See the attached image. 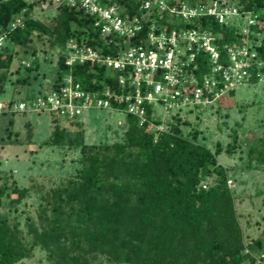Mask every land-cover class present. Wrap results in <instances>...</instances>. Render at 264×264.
Masks as SVG:
<instances>
[{
    "label": "trees",
    "instance_id": "16d2710c",
    "mask_svg": "<svg viewBox=\"0 0 264 264\" xmlns=\"http://www.w3.org/2000/svg\"><path fill=\"white\" fill-rule=\"evenodd\" d=\"M40 1L0 0V34H6L5 42L27 52L36 36L46 37L50 48L58 50L55 81L72 73L88 89L100 87L94 78L113 82L106 77L104 67L96 66L93 72L90 63H66L64 52L71 39L116 54L119 46L104 43L95 19L82 10L63 6L53 22L46 23L33 16ZM114 1L127 5L130 12L138 6L135 0ZM230 2L244 14L257 17L251 38L264 61V0ZM20 15L22 24L11 27ZM157 18L169 28L209 29L218 35L221 49L240 37L236 24L220 23L213 15L202 16L200 26L196 20L170 23ZM149 28L146 26L141 35H146ZM16 54L9 45L0 49V98L6 92ZM32 54L26 74L16 79L19 84H30L31 73L38 68L37 49L33 48ZM197 62L201 78L210 69L208 57L201 54ZM253 80L256 83L255 77ZM235 93L231 91L230 96ZM3 112L6 114V110ZM51 121L48 144L78 146L81 166L73 177L42 195L38 223L28 222L31 242L23 238L19 222L0 218V264H16L30 257L37 246L46 251L52 264H242L246 260L255 262V253L264 250L261 239L245 241L234 191L228 185L231 168L218 159L225 151L234 152L237 129H233V141L226 149L218 141L213 150L199 141L197 128L185 134L177 125L156 137L148 122L140 125L139 118L131 113L125 115L127 128L122 139L113 143L88 144L82 129L72 137L61 117L52 114ZM9 122L12 125L14 118ZM75 124L82 128V122ZM245 152L247 168L264 171V132L248 144ZM213 176V183L204 188L202 182ZM14 192L18 193L16 201H20L29 189L14 188ZM5 193L6 187L0 186V206Z\"/></svg>",
    "mask_w": 264,
    "mask_h": 264
},
{
    "label": "built area",
    "instance_id": "2783aa9c",
    "mask_svg": "<svg viewBox=\"0 0 264 264\" xmlns=\"http://www.w3.org/2000/svg\"><path fill=\"white\" fill-rule=\"evenodd\" d=\"M135 1L138 6L134 12L114 0H41L37 3L44 9L50 6L60 10L69 6L95 19V27L100 29L104 43L119 46L116 54H106L100 47L71 39L64 52L66 63L71 66L90 63L94 65L93 72L96 66L104 67L106 77L113 82L94 78V83L100 87L88 89L68 73L46 90L18 100L13 107L10 102L1 107L55 114L69 122L81 120L90 109L131 113L139 118L140 125L148 122L158 137L180 122L187 123L180 118L184 110L199 115L241 86L264 84V61L259 58L251 38L256 16L244 14L230 0L211 4L207 0ZM204 15H213L220 23L236 24L238 41L224 44L221 49L218 35L209 29L169 28L168 23L157 18H165L170 23L177 19L196 20L200 26ZM22 20V15L17 16L11 27L21 25ZM146 26L150 28L143 36ZM137 35L141 36L136 41ZM6 37V34L0 36V49ZM201 54L208 57L210 69L200 78L197 57ZM159 103L164 107L162 116L156 113ZM230 182L229 179L228 184ZM202 186L208 187L206 181Z\"/></svg>",
    "mask_w": 264,
    "mask_h": 264
},
{
    "label": "rangeland",
    "instance_id": "374dc122",
    "mask_svg": "<svg viewBox=\"0 0 264 264\" xmlns=\"http://www.w3.org/2000/svg\"><path fill=\"white\" fill-rule=\"evenodd\" d=\"M32 1V0H31ZM209 4L219 0H207ZM60 12L55 7L44 9L35 5L33 15L46 23ZM1 36V34H0ZM16 51V58L10 72V79L6 84V92L0 98V186L6 187L3 204L0 206V218H7L11 223L19 222L22 236L26 242H31L28 234V222L39 221V207L44 202L42 195L63 181L73 177L81 164L80 148L70 146L67 142L63 146L48 144L53 130L52 114L35 113L32 110L7 109L3 112L2 105L11 101L14 105L18 100L34 92H42L55 81L58 50L49 46L45 37H35L34 45L25 52L24 48L4 42ZM33 48L38 51L39 65L31 73L30 84H19L16 79L25 75V66L33 59ZM184 50L183 47H181ZM20 72H18L19 70ZM18 70V71H17ZM221 100H228L222 105L214 104L203 112L187 113L184 110L179 126L185 134L194 128L199 131V141L215 149L220 141L226 149L233 138V129L238 130V144L232 154L223 152L218 156L219 162L231 168L229 172L230 185L234 191L235 204L240 223L244 229L245 241L248 243L261 239L264 246V171L247 168L246 148L258 135L264 132V84L241 86L236 93ZM220 100V101H221ZM11 104V107L13 105ZM231 106V107H230ZM159 116L164 114L162 103L156 106ZM182 115V114H181ZM14 118L11 125L9 120ZM63 127L71 131L72 137L76 131L82 129L88 144L113 143L122 139L123 129H126L125 114L117 111L90 109L80 119L82 128L65 118ZM119 121L123 123L120 124ZM213 177L206 183L212 184ZM14 188H28L29 192L16 201L18 193ZM256 261L246 260L242 264H264V250L255 253ZM103 260V258H101ZM16 264H52L46 251L37 246L32 255ZM103 264H111L104 261Z\"/></svg>",
    "mask_w": 264,
    "mask_h": 264
}]
</instances>
